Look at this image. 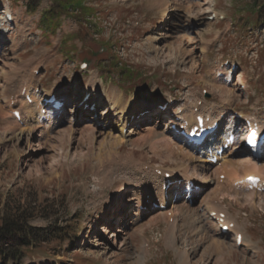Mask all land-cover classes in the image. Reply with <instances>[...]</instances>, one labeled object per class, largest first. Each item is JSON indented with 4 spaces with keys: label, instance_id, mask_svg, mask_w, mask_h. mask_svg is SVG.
<instances>
[{
    "label": "rangeland",
    "instance_id": "obj_1",
    "mask_svg": "<svg viewBox=\"0 0 264 264\" xmlns=\"http://www.w3.org/2000/svg\"><path fill=\"white\" fill-rule=\"evenodd\" d=\"M29 1L0 0V21L14 19L9 33L0 24V224L23 216L45 239L8 264H264V192L245 188L251 175L264 185V155L241 135L204 164L169 126L181 110L208 115L219 144L242 128L236 115L264 125V0H71L54 33L40 25L52 0L34 12ZM54 92L62 108L51 115L43 97ZM116 137L125 143L110 149Z\"/></svg>",
    "mask_w": 264,
    "mask_h": 264
},
{
    "label": "trees",
    "instance_id": "obj_2",
    "mask_svg": "<svg viewBox=\"0 0 264 264\" xmlns=\"http://www.w3.org/2000/svg\"><path fill=\"white\" fill-rule=\"evenodd\" d=\"M70 1L71 0H52V6L41 15V27L54 33L59 24V19L67 13L65 9H67L66 6ZM40 2L41 0H30L28 2L29 10L32 12L36 11ZM241 23L247 31H252L248 26L249 22L241 20ZM251 23L253 28L263 24L259 21ZM82 30L85 31V34L81 36V40H86V37L90 36L87 34L86 29L82 28ZM77 36H79V34ZM110 67L112 70H110L109 73H113L116 70L115 67H117L116 62L111 61ZM118 74L125 77V79L133 77L129 69L126 68L120 70ZM6 216L7 217L4 218L0 224V261L3 264H8L9 262L16 263L17 260L20 259L19 252H21V249L28 248L31 243L35 241L40 243L45 239V235H43L39 229L31 228L26 225L27 220L23 218V216L17 217L7 214Z\"/></svg>",
    "mask_w": 264,
    "mask_h": 264
},
{
    "label": "bare ground",
    "instance_id": "obj_3",
    "mask_svg": "<svg viewBox=\"0 0 264 264\" xmlns=\"http://www.w3.org/2000/svg\"><path fill=\"white\" fill-rule=\"evenodd\" d=\"M182 3V2H181ZM175 5V4H174ZM7 15H9V14H7ZM7 15H5V16H3V19H2V21H4V18L7 16ZM7 32V31H6ZM196 34V33H195ZM186 43V42H185ZM177 55V54H176ZM181 56V55H180ZM161 57V56H160ZM160 57H157L156 59H160ZM155 59V61L157 62L158 60H156ZM165 59V58H164ZM167 59H171L170 57H167ZM181 59V58H180ZM163 61V60H162ZM162 61H160V62H162ZM171 62H173L172 60H170ZM192 61H193V57H190L189 58V60H187L186 61V59H185V62L186 63H192ZM167 62H169V61H167ZM184 61H183V63L182 64H184L185 63ZM163 63V62H162ZM189 63V64H190ZM10 64V63H9ZM193 64V63H192ZM187 68V67H186ZM189 68V67H188ZM30 72V71H29ZM189 72H191V71H189ZM1 81V80H0ZM226 81H229V79H227ZM20 82V81H19ZM95 88V85H90L87 89H91L92 90V92L95 90L94 89ZM89 92H91L90 90H87V93H89ZM230 92V91H229ZM222 94H224V91H222ZM225 95H226V93H225ZM224 95V96H225ZM224 96L222 97V98H224ZM225 99V98H224ZM23 100V99H22ZM92 100H94V98H92ZM92 100H91V102H92ZM21 103V102H20ZM96 103V102H95ZM112 103H114V101L112 102ZM166 103V101H161L159 104H165ZM117 103H115V105H116ZM158 105V104H157ZM13 106H14V104H13ZM178 106V105H177ZM158 107V106H157ZM28 108V107H27ZM31 108V107H30ZM155 108V107H154ZM13 109H15V107L13 108ZM34 110V109H33ZM32 110V111H33ZM76 110V109H75ZM22 111V110H21ZM27 111V110H26ZM71 111V110H70ZM74 111V110H73ZM105 111H108L109 112V114H111V115H117V114H120L121 113V110H119V109H114V108H112L111 107V105H109V108L107 109H105ZM72 112V111H71ZM28 115V114H27ZM34 116V115H33ZM135 116V115H134ZM175 117L176 118H178V120H180V125H178V126H176V128H177V130L178 129H180V128H182V129H187V133L190 131V128H192L193 126H195V120H196V114H192V115H178V114H176L175 115ZM31 118V117H30ZM31 120V119H30ZM127 122H128V116H127ZM133 123V122H132ZM126 124V122H123V125H125ZM35 125V124H34ZM185 125H189V126H185ZM209 125V123H206L205 124V126H208ZM40 126V125H39ZM33 127V126H32ZM35 127H36V125H35ZM41 127V126H40ZM38 129V128H37ZM91 129V128H90ZM260 129V131L263 133L264 132V129H262V128H259ZM143 130H146V128L145 129H142L141 131H143ZM219 130H220V128H219ZM7 132V131H6ZM131 133L133 132V133H137V132H134V131H130ZM174 132V137L175 138H181V136L177 133V132H175V131H173ZM122 134H124L123 132H121V134H120V137H123V135ZM241 135L242 136H244V139H245V143L247 142V132L246 133H241ZM14 136V135H13ZM217 136V135H216ZM114 137V136H113ZM120 137H116V138H113V139H110V141L108 142V146L110 147V149L111 148H115L117 145H120V144H122V143H125V138H120ZM155 137H156V135H155ZM218 137V136H217ZM217 137H214L213 135L212 136H210V139L206 142V143H208V145H209V148L211 149V150H214V151H212V154H211V158H213L215 155L214 154H216V151L219 149L218 147H217V145H216V141H217ZM157 138H158V140L159 139H161V140H163V138L162 137H160V135H158L157 136ZM25 139V138H24ZM72 139V138H71ZM82 139V138H81ZM182 139V138H181ZM84 140V139H83ZM184 143H185V146H187L188 148H190L192 151H194L195 150V147H193L191 144H188L185 140L183 141ZM205 142V141H204ZM89 145V144H88ZM201 146V145H200ZM117 149V148H116ZM93 150V149H92ZM80 151V150H79ZM181 151V150H180ZM253 154V153H252ZM185 155V154H184ZM183 155V156H184ZM230 155V154H229ZM228 155V156H229ZM244 155V154H243ZM111 156H113V155H111ZM189 156V155H188ZM187 156V158H190V157H188ZM206 156V157H205ZM204 157H202V162L201 163H204V164H208V161H207V158H209V156L208 155H205ZM186 157V156H185ZM248 157V156H247ZM250 157V156H249ZM251 158V157H250ZM193 160V159H192ZM242 160H244V159H242ZM248 160H250L249 158H248ZM187 161V160H186ZM247 161V160H246ZM113 162V161H112ZM253 163V162H252ZM251 163V164H252ZM241 164V163H240ZM240 164H238V165H240ZM243 165V164H242ZM250 165V164H249ZM230 166V165H229ZM234 166V165H233ZM194 167V166H193ZM196 167V166H195ZM203 166H200V169L202 168ZM239 167H241V166H239ZM191 168V167H190ZM223 168V167H222ZM227 168V167H226ZM255 168V167H254ZM186 169V168H185ZM184 169V170H185ZM139 170V169H138ZM183 170V171H184ZM194 170V169H193ZM199 170V169H198ZM227 170V169H226ZM234 170V169H233ZM264 170V169H263ZM238 171V170H237ZM244 171V170H243ZM199 172H200V170H199ZM236 172V171H235ZM242 172V171H241ZM245 172V171H244ZM264 172V171H263ZM195 173V172H194ZM233 173V172H232ZM208 174V173H207ZM247 174V173H246ZM261 174V173H260ZM160 175V174H159ZM249 175V174H248ZM262 176V175H261ZM205 177V176H204ZM207 177V176H206ZM206 177H205V180H206ZM235 177H237V176H235ZM153 178V177H152ZM156 178V177H155ZM209 178V177H208ZM160 181V180H159ZM208 181H209V179H208ZM146 184V183H145ZM129 185H131L132 186V188L131 189H141L142 188V185L139 183V182H137L136 180H131V181H129ZM178 185V184H177ZM149 186V185H148ZM180 186V185H179ZM152 187V186H151ZM204 187H202V185L200 186V188L198 189V190H201V189H203ZM197 190V191H198ZM171 192H174V194L175 193H177L178 192V190H177V188L175 187V188H173V190L171 191ZM200 192V191H199ZM192 194L193 193H196V192H191ZM192 194H190V197L192 198L193 197V195ZM226 194V193H225ZM253 194V193H252ZM166 196L167 197V192L164 190V189H162V193H161V196L163 197V196ZM229 196V195H228ZM125 199V197L123 198V201L124 202H126V200H124ZM251 199V198H250ZM258 199V198H257ZM213 200V199H212ZM253 200V199H252ZM252 200H249V201H252ZM232 201V200H231ZM165 199H164V197H163V199H162V201H161V203H160V205L158 206V208H163V206H164V204H165ZM220 206V205H219ZM221 208V207H220ZM173 210V209H172ZM155 211V210H154ZM161 211V210H160ZM177 211V210H176ZM179 211V210H178ZM182 211V210H181ZM176 213V212H175ZM183 213V212H182ZM158 215V214H157ZM171 216H175V214L173 213V214H171ZM179 216V215H178ZM183 216H184V214H183ZM170 217V216H169ZM192 217H194V216H192ZM162 219H164V216L162 217ZM187 221V220H186ZM176 222V220H175V217L173 218V224ZM198 222V221H197ZM177 224V223H176ZM169 226H171V225H169ZM173 226V225H172ZM200 228V227H199ZM169 229V228H168ZM233 230V229H232ZM173 231V230H172ZM194 231H196V230H194ZM231 231V229H229V232ZM204 233V232H203ZM172 234H173V232H172ZM235 234V233H234ZM237 236H239V235H237ZM173 237V236H172ZM241 237V236H240ZM244 241H246V240H244ZM242 242V244H243V241H242V239H240V243ZM248 243V242H247ZM251 243V242H250ZM220 244V243H219ZM248 245V244H247ZM200 246V245H199ZM213 246H214V244H213ZM212 246V247H213ZM221 246H223V245H221ZM214 248V247H213ZM216 248V247H215ZM214 248V249H215ZM226 253V252H225ZM185 254V253H184ZM191 254V253H190ZM193 254V253H192ZM230 255V254H229ZM224 257H225V255H224ZM189 258V257H188ZM186 260L187 259H185V258H181V262L182 263H185L186 262ZM152 261V260H151Z\"/></svg>",
    "mask_w": 264,
    "mask_h": 264
}]
</instances>
